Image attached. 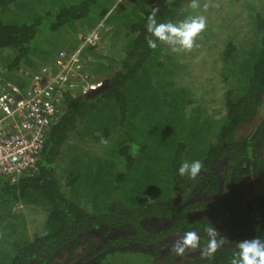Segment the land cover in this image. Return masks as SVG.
I'll return each mask as SVG.
<instances>
[{
	"label": "trees",
	"instance_id": "trees-1",
	"mask_svg": "<svg viewBox=\"0 0 264 264\" xmlns=\"http://www.w3.org/2000/svg\"><path fill=\"white\" fill-rule=\"evenodd\" d=\"M143 1L132 14L123 5L107 14V7L95 12V0H81L55 15L48 10L46 27L45 15L5 19L21 0H0L8 69L33 72L40 46L54 45L53 33L88 17L118 22L114 30L126 38L121 59L92 70L94 78L105 74L109 87L94 98L68 91L35 168L16 182L0 178V264H105L117 254L145 264H229L236 242L264 237V0L251 8L242 41L226 39L219 50L225 91L217 116L179 86V66L162 42L151 49L146 40L154 8L157 22H177L193 15L190 0ZM205 2L212 10L213 0L199 1L200 8ZM234 14L223 13L230 21L222 27ZM45 50L42 59L51 57ZM184 160L202 162L195 179L179 174ZM211 224L227 238L213 255L171 251L185 231L198 233L202 249ZM162 245L167 249L157 253Z\"/></svg>",
	"mask_w": 264,
	"mask_h": 264
},
{
	"label": "rangeland",
	"instance_id": "rangeland-1",
	"mask_svg": "<svg viewBox=\"0 0 264 264\" xmlns=\"http://www.w3.org/2000/svg\"><path fill=\"white\" fill-rule=\"evenodd\" d=\"M76 1V2H75ZM81 0H21L19 7H12L5 10V19L9 21H23L35 14L45 15V26L51 20V17L47 18L46 12L53 10L52 12L57 13L58 8L75 4ZM96 11L101 12L102 8H109L107 14L116 12L122 5L123 8L127 9V13L132 14L133 9L136 8L138 1L142 4L143 0H95ZM201 2L209 0H199ZM215 2L212 10H206L205 8L192 9L193 15H203L207 18V27L197 38L198 47L193 48L190 52L174 53L170 47L162 42L164 52L171 54L176 63L179 66L177 71V80L179 86H184L190 89L197 99L196 107L201 106L207 108L211 114L217 116L223 109V95L224 87L221 82V73L217 70V66L220 61L219 50L224 45V40L235 39L242 41L245 32L247 31L246 22L250 19L251 8L258 6L262 0H213ZM138 8V7H137ZM136 8V9H137ZM191 11V10H190ZM230 11L235 12V16L238 17L231 21L230 27H222L224 24L230 21L229 16L226 15V19L223 20V13ZM93 12V11H92ZM106 14V15H107ZM220 15H222V20ZM95 17H88L81 23L76 21L73 27H69L63 30H58L52 34V40L54 45L42 44L40 51L33 56V60L37 63V66L41 67L44 64H52L57 53L60 50L66 52L74 51L79 45L83 38L88 35L93 29L99 24H103L101 32L99 33L98 40L94 45L86 48L82 55V62L84 63L85 69H88L91 73L93 68L100 66L101 63H110L113 60H119L124 56L123 48L126 42V38L122 34L116 33L114 25L118 22L107 21L104 16L103 18L94 20ZM95 21V22H94ZM221 26V27H220ZM44 32H48L47 29H42ZM218 40L222 41L223 44H218ZM45 49L51 51L50 58L42 59L41 54L45 55ZM10 54L7 51L0 53V82H4L6 79H21L22 83L26 85L33 72L27 70L25 66H21L20 69H8L4 59ZM38 67V68H39ZM37 68V69H38ZM97 70V69H96ZM35 71V69L33 70ZM95 75V79L101 83L105 80V74ZM96 81V80H95ZM1 85V83H0ZM206 91L201 97L200 94ZM244 128V126H243ZM244 133L250 130L248 125H245ZM92 144H88V146ZM102 150L100 145L93 147L92 150ZM264 186V185H262ZM264 189V187H262ZM257 191V188L249 189L248 192L251 194ZM167 249L165 245L158 248L157 253H161ZM125 257L126 260L123 258ZM146 259L140 258L137 255H122L117 254L114 258H111L105 264H145ZM148 264V260H147Z\"/></svg>",
	"mask_w": 264,
	"mask_h": 264
},
{
	"label": "built area",
	"instance_id": "built-area-1",
	"mask_svg": "<svg viewBox=\"0 0 264 264\" xmlns=\"http://www.w3.org/2000/svg\"><path fill=\"white\" fill-rule=\"evenodd\" d=\"M102 26L86 35L74 51L60 50L52 64L35 69L26 85L14 80L1 83L0 178L16 182L25 170L35 168L45 133L60 119L68 91L85 95L101 84L85 69L82 55L96 43Z\"/></svg>",
	"mask_w": 264,
	"mask_h": 264
},
{
	"label": "clouds",
	"instance_id": "clouds-1",
	"mask_svg": "<svg viewBox=\"0 0 264 264\" xmlns=\"http://www.w3.org/2000/svg\"><path fill=\"white\" fill-rule=\"evenodd\" d=\"M170 3L171 0H168ZM209 2H205L203 7L207 9ZM189 7L197 9L200 7L199 0H190ZM158 8H154L148 16L146 37L149 48H157V40L167 44L174 53L190 52L198 47L197 38L207 27V18L203 15H188L177 22H157L156 13ZM154 37L155 39H153ZM101 144L107 146L109 141L101 136ZM203 164L200 160H184L178 172L181 176H188L195 179L201 172ZM207 234V241L204 247L200 248V236L195 231H185L172 244L171 251L182 256L187 249H200L202 255L211 256L226 243V237L212 224L204 228ZM236 251L233 253L229 264H264V237L256 236L251 239H243L235 243Z\"/></svg>",
	"mask_w": 264,
	"mask_h": 264
},
{
	"label": "water",
	"instance_id": "water-1",
	"mask_svg": "<svg viewBox=\"0 0 264 264\" xmlns=\"http://www.w3.org/2000/svg\"><path fill=\"white\" fill-rule=\"evenodd\" d=\"M109 80L105 79L101 82V84L95 88H91L89 89L86 93H85V97L86 98H94L97 95H99L104 89L109 87Z\"/></svg>",
	"mask_w": 264,
	"mask_h": 264
}]
</instances>
